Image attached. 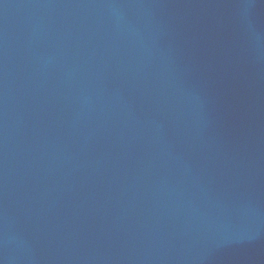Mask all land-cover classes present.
Listing matches in <instances>:
<instances>
[{
  "label": "water",
  "instance_id": "95a60500",
  "mask_svg": "<svg viewBox=\"0 0 264 264\" xmlns=\"http://www.w3.org/2000/svg\"><path fill=\"white\" fill-rule=\"evenodd\" d=\"M0 264H264V0H0Z\"/></svg>",
  "mask_w": 264,
  "mask_h": 264
}]
</instances>
